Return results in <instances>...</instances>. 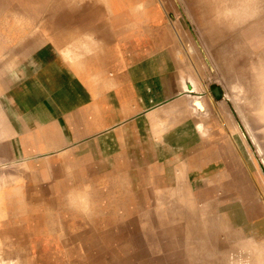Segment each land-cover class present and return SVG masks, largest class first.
I'll list each match as a JSON object with an SVG mask.
<instances>
[{"label":"rangeland","instance_id":"374dc122","mask_svg":"<svg viewBox=\"0 0 264 264\" xmlns=\"http://www.w3.org/2000/svg\"><path fill=\"white\" fill-rule=\"evenodd\" d=\"M91 1L0 0V133L7 134L0 135V231L15 234L29 264H264V78L251 81L264 75V0H237V8L235 0H142L143 12L133 3L111 12ZM9 10L43 18L34 49L20 47L31 30L23 32ZM60 16L89 21L107 48L99 57L83 50L75 66L67 58L90 91L68 113L23 78L27 60L46 47L41 41L58 48L52 31ZM186 67L198 75H181ZM33 95L47 104V117L34 125L18 109L42 106ZM6 117L20 122L16 137L37 134L17 139L23 153L16 157ZM210 223L229 227L215 231ZM255 248L262 251L256 260Z\"/></svg>","mask_w":264,"mask_h":264},{"label":"bare ground","instance_id":"6f19581e","mask_svg":"<svg viewBox=\"0 0 264 264\" xmlns=\"http://www.w3.org/2000/svg\"><path fill=\"white\" fill-rule=\"evenodd\" d=\"M50 1V0H49ZM73 1V0H72ZM167 1V0H166ZM181 1H183V0H181ZM81 2V1H80ZM87 2H88V0H87ZM91 2H93V4H94V7H102L103 5H106V7L107 8H110L109 9V11H111V12H114V11H116L117 9H120V8H122V9H125V8H127V6H131L130 4L131 3H133V8H136V9H138V10H141L142 11V9H143V2H142V0H134L133 2H130V0H92ZM162 2V1H161ZM163 2H165V0H163ZM82 3V2H81ZM90 2H88V4H89ZM17 4H18V2H17ZM55 4H56V2H55ZM87 4V5H88ZM92 4V3H91ZM121 4V5H120ZM42 5H44V4H42ZM72 5V4H71ZM118 7H117V6ZM52 6H55V5H52ZM73 6V5H72ZM92 6V5H91ZM89 7H90V5H89ZM93 7V8H94ZM70 8V7H69ZM15 9V8H14ZM45 9H42L41 10V12L42 11H44ZM47 10H49V8H47ZM127 10L129 11V9L127 8ZM133 10H135V9H133ZM9 11H11L10 12V14H8L9 16H11L12 18H13V20H14V23L15 22H17L19 25H20V27H21V30L23 31V32H25V31H29V30H31V31H29L28 33L27 32H25V34H26V36H27V38L25 37V41H23L22 42V44H21V46L20 47H22V48H25V50L27 49H29V48H33L34 49V47H29L28 48V46H30V43H32V39H34V37H36L35 35L36 34H39L40 32L43 34V32L45 33V26H44V21H43V18H41V19H39V20H36V18H35V16L32 14V13H29V11H26V12H19V11H14V10H9ZM119 11V10H118ZM140 11V12H141ZM139 12V11H138ZM143 12V11H142ZM13 13H14V15H13ZM75 13H77L78 14V12H76L75 11ZM2 14V9H0V15ZM143 14V13H142ZM42 15V14H41ZM59 15V14H58ZM57 15V16H58ZM75 15V14H74ZM142 17H143V15H142ZM60 18H63L62 16H60ZM60 18L57 20H55V19H53V21L55 20L56 21V23H55V21H54V23H55V26L53 27V33H55V34H57L56 36H57V38H59L58 39V42L59 43H57V46H58V51L60 52L61 51V53L63 54V56L67 59H70V60H72L73 61V64H74V66H75V64H77L78 62H80L79 61V59H80V57H83L86 53L84 52V51H88V49L90 50H93V52H95L94 54H96L98 57L103 53V51H105L104 49H107L106 48V46H105V44H104V42H103V39H95L94 40V38H93V34H95L96 32H97V27L95 28V27H91V26H89V21H85V23H81V24H84L83 26L82 25H75V24H72V23H68L69 21L67 20V21H65L66 19L65 18H63L62 20H60ZM144 18H145V16H144ZM147 18V17H146ZM147 20V19H146ZM150 21V20H149ZM38 22V23H37ZM36 24H37V26H36ZM78 24V23H77ZM163 25V24H162ZM12 26H14V25H12ZM141 26H142V24H141ZM19 27V28H20ZM13 28V27H12ZM38 29V31H37V29ZM159 28V27H158ZM35 30V31H32V30ZM156 29V28H155ZM160 29V28H159ZM17 30V29H16ZM166 30V29H165ZM36 31L38 32V33H36ZM20 32V31H19ZM134 32H136V31H134ZM158 33V32H157ZM148 34V33H147ZM50 35H52L51 33H50ZM151 35V34H150ZM1 37V36H0ZM136 37V36H135ZM156 37V36H155ZM162 37V36H161ZM163 37H164V35H163ZM21 38V37H20ZM125 39V38H124ZM4 40V39H3ZM158 40V39H157ZM17 41V40H16ZM118 41V40H117ZM132 41V40H131ZM156 41V40H155ZM162 41V40H161ZM43 42L44 43H42V41H41V46L42 45H46L47 46V42H45V39L43 40ZM157 44V43H156ZM163 44V43H162ZM84 46H86V47H84ZM84 47V48H83ZM142 47V46H141ZM169 47V46H168ZM40 48H42L43 49V46L42 47H38L33 53V56H30V58H29V61L27 60V63L30 65V66H33V63L35 62V54L36 53H38V52H40ZM121 49V48H120ZM141 49V48H140ZM19 50H21V49H19ZM19 50H17V52L19 51ZM24 50V51H25ZM84 50V51H83ZM170 50V49H169ZM122 52V51H121ZM2 53V52H1ZM24 53V52H23ZM127 53V52H126ZM21 54V53H20ZM92 54V53H91ZM141 55V54H140ZM21 56V55H20ZM146 57V56H145ZM171 57V56H170ZM124 60V59H123ZM126 61V60H125ZM69 62V61H68ZM125 63V62H124ZM127 63V62H126ZM129 63V62H128ZM27 64V65H28ZM43 65V64H42ZM70 65L72 66V64L70 63ZM73 66V67H74ZM177 66V65H176ZM32 68H34V67H32ZM35 70V69H34ZM179 70V69H178ZM27 71H29V68L27 67ZM106 71H108L107 69H106ZM181 71H183L182 73H189V70H188V68L186 67L185 69H181ZM103 74V69H100V68H98L97 69V71L96 72H94L95 73V75H96V80H98V83H99V80H100V75H101V73ZM168 74V73H167ZM23 78H25V79H29V72L27 73V75L26 76H23ZM168 79H169V77H167ZM146 80V79H145ZM169 81V80H168ZM25 82H27V83H29V86H30V84H31V82L30 81H28V80H26ZM145 82V81H144ZM167 82V81H166ZM98 83H97V85H98ZM14 84V83H13ZM9 85H11V84H9ZM99 86V85H98ZM167 86L169 87V85L167 84ZM3 87V86H2ZM12 87V86H11ZM102 87V86H101ZM137 87H138V85H137ZM56 89V88H55ZM53 90V92H55L56 91V97L57 98H60V95H61V97L63 98H61L62 99V101H61V103L62 104H64L65 106H67V103H68V99L70 98V97H72V96H70L69 95V91H67L68 90V88L66 87V88H62L61 89V92H60V90L59 91H57V89L56 90ZM99 89V88H98ZM97 89V90H98ZM138 89H139V87H138ZM95 90H96V88H95ZM100 90H98L97 92H99ZM96 92V93H97ZM36 95H39L38 93H36ZM36 95H33L34 96V98H37L36 99V101H38V102H40V103H42L41 105L42 106H37V107H34V108H32L29 112L28 111H26L25 112V110H24V108H18L19 110H20V112H25V113H21V115L23 116L22 118H24V119H26V121L28 122V121H30V122H28L29 124H31V122H32V124L34 125V124H36L38 121H40L41 119H43L44 117H47V115H45L46 114V112H45V108H44V104L45 105H47V104H49V105H51L50 103H48L47 101H46V103L43 101V100H41V99H39V97H37ZM28 97H30V96H28ZM10 102V101H9ZM32 103L34 102V99L31 101ZM2 103H5V102H2ZM14 103L16 104V102H15V100H14ZM13 102H12V104H13V106L15 107V109H16V111L18 110L17 109V104L15 105ZM39 103V104H40ZM19 104V103H18ZM5 108L2 106V107H0V112L1 113H3L2 111H5L4 110ZM170 110V109H169ZM39 112H42V116L40 115V114H38ZM32 113H36V115H30V114H32ZM18 115V114H17ZM199 116V115H198ZM8 118V119H7ZM15 118H18V117H15ZM6 119L7 120H9L8 121V127L7 128H9L10 129V131L8 130V134L10 135L11 134V136H13L12 137V139H11V143H12V145H13V149L11 150L12 152H13V157H16L17 155H19V154H21V153H23V149L21 148V146H20V142H17V139H19V137L21 136V135H24V138L26 139L27 138V136L26 135H37L36 133H29V132H27L26 134H24V133H21L20 135H19V137H16V136H18V132H15V130L17 129V127L16 126H18L19 125V123L20 122H17L16 124L14 123V121L13 120H11L9 117H6ZM17 120V119H16ZM200 120H203L204 121V119L202 118V119H200ZM202 121V122H203ZM0 123H1V120H0ZM5 124H6V122H4ZM200 123V122H199ZM198 123V124H199ZM205 123V122H204ZM203 123V124H204ZM201 124V123H200ZM25 126V125H24ZM31 126V125H30ZM198 126H200V128L199 129H205V127L204 128H202V125H198ZM197 127V126H196ZM210 127V126H209ZM4 128H6V127H4ZM4 128H3V130H4ZM7 128H6V130H7ZM26 128V127H25ZM206 128H208V127H206ZM12 129H14V131H12ZM198 129V128H197ZM209 129V128H208ZM207 129V130H208ZM13 133H12V132ZM205 131V130H204ZM204 131H201L200 133H202V132H204ZM199 132V131H198ZM208 132H209V130H208ZM208 132H204V133H208ZM2 133V132H1ZM0 133V135L2 136H4L5 135V132L3 131V134H1ZM204 133H202V134H204ZM40 134V133H39ZM42 134V133H41ZM197 134V133H196ZM209 134H210V132H209ZM212 135V134H211ZM2 136V137H3ZM6 136H7V134H6ZM6 136H4V137H6ZM10 136V137H11ZM194 136H196V135H194ZM253 136V135H252ZM251 136V137H252ZM3 137V138H4ZM3 138H1L0 137V140L1 139H3ZM253 138V137H252ZM166 139V138H165ZM254 139V138H253ZM195 140V139H194ZM257 140V139H256ZM255 140V141H256ZM254 141V140H253ZM46 140H44L43 142H42V147L41 148H43V149H40V150H45V147H47L46 146ZM56 142V141H55ZM55 142H53V143H51V145L52 144H54ZM191 142V141H190ZM199 142H201V141H199ZM57 143V142H56ZM55 143V144H56ZM59 143V142H58ZM187 143V142H186ZM255 143H257V141L255 142ZM55 144H54V147H55ZM60 144V143H59ZM181 144V143H180ZM189 144V143H188ZM57 145V144H56ZM187 145V144H186ZM30 146L31 145H29V148H30ZM53 146V145H52ZM183 146V145H182ZM257 147H258V145H256ZM53 147V148H54ZM259 148V147H258ZM61 149V148H60ZM260 149V148H259ZM56 150V149H55ZM58 150V149H57ZM219 150V149H218ZM220 151V150H219ZM226 152H227V149L225 150ZM263 151V150H262ZM220 153V152H219ZM264 154V153H263ZM264 156V155H263ZM0 158L2 159V157L0 156ZM12 158V157H11ZM26 159V158H25ZM5 160H7V159H5ZM2 161V160H1ZM6 162V161H5ZM1 163V162H0ZM7 163V162H6ZM12 166L13 165H17L16 164V161H15V159H12V160H10V162H9ZM8 164V163H7ZM26 168L27 169V171H28V166L27 165H23V166H21V168H18L19 170H24V172H26V169H23V168ZM207 169V168H206ZM11 170V169H10ZM12 172H15L14 170L12 171ZM11 172V174L9 175L7 172H5V174H7V176L9 177V176H11L12 174L14 175H17L16 173H12ZM30 173H31V171H30ZM33 173H37L36 171H33ZM21 174V173H20ZM27 174L29 175V173L27 172ZM26 174V176H28ZM12 177H14V176H11V178ZM2 177H1V171H0V198H2V193H3V191H5V188L3 187L4 185H5V182H2ZM6 179H9V178H6ZM4 180H5V178H4ZM91 181V180H90ZM31 182V181H30ZM92 182V181H91ZM230 184V183H229ZM34 185V184H33ZM226 185V184H225ZM87 186V185H86ZM230 186V185H229ZM88 188V187H87ZM227 188V187H226ZM17 191V190H16ZM76 192V191H75ZM83 190H78V196H79V198L80 197H82V198H84L85 199V195L83 194ZM71 194V193H70ZM179 194V193H178ZM181 194V193H180ZM160 196H161V198H162V196H163V198H164V195H161V194H159ZM72 196V195H71ZM159 196V197H160ZM73 197V196H72ZM87 198V197H86ZM160 198V199H161ZM177 198H178V196H177ZM185 198V197H184ZM73 199V201L76 199H74V198H72ZM72 199H71V201H72ZM81 199V198H80ZM165 199V198H164ZM179 199V198H178ZM181 199V198H180ZM193 199V198H192ZM201 199V198H200ZM162 200V199H161ZM170 200H171V198H170ZM22 201H23V199H22ZM72 201V202H73ZM172 201V200H171ZM185 201H186V198H185ZM88 202V201H87ZM161 202V201H160ZM1 203H2V199H0V205H1ZM82 203V202H81ZM86 203V202H85ZM174 203H175V200H174ZM203 203H204V201H203ZM173 204V203H172ZM176 204V203H175ZM205 204V203H204ZM179 205H181V204H179ZM183 205V204H182ZM52 206V205H51ZM173 206H174V204H173ZM204 206H206V204L204 205ZM177 207V206H176ZM179 207V206H178ZM51 208V207H50ZM181 208L183 209L184 207H182L181 206ZM187 208V207H186ZM207 209V206L206 207H203V209ZM209 208V207H208ZM24 209V208H23ZM188 209V208H187ZM184 210V209H183ZM209 210V209H208ZM208 210H205L206 211V213H207V211ZM211 210V209H210ZM200 211H202V210H200ZM203 212V211H202ZM210 212V211H209ZM2 213H4L3 212V209H0V215L2 214ZM88 213H89V211H88ZM190 213V212H189ZM188 213V214H189ZM205 213V212H204ZM203 213V214H204ZM187 215V214H186ZM185 215V216H186ZM189 215H192V214H189ZM204 215H206V214H204ZM182 216V215H181ZM212 218H211V220L212 219H214L215 217V215L214 216H212V215H210ZM209 216V217H210ZM166 217V216H165ZM175 217V216H174ZM214 217V218H213ZM217 218V217H216ZM210 219V218H209ZM3 220V219H2ZM211 220L209 221V222H211ZM222 220H223V218H222ZM163 221V220H162ZM185 221V220H184ZM214 221H215V219H214ZM214 221H212V222H214ZM205 222H206V220H205ZM216 222H217V219H216ZM207 223H208V221H207ZM205 224V223H204ZM222 224V223H221ZM220 224V225H221ZM186 225H187V223H186ZM202 225V224H201ZM210 225H212V226H209V227H211V228H214V225L212 224V223H210ZM217 224H215V226H216ZM219 225V227L220 228H222V229H219V227H217L218 229H212V230H215V231H218V230H222V232H223V228H225V225H223V227L222 226H220ZM218 226V225H217ZM227 227H229V225H226ZM202 227H203V225H202ZM226 227V228H227ZM225 228V229H226ZM178 231V230H177ZM179 232H181V231H179ZM236 233V232H235ZM234 233V234H235ZM11 233H5V231L4 230H2V231H0V264H29V261H28V259H27V257L26 256H24V254L22 253V251H21V249L17 246V244L15 243V241H14V235H11V236H9ZM195 234V236H194V238L196 237L197 238V234L196 233H194ZM189 236H190V233H189ZM200 237H202V236H199V238ZM231 237V236H230ZM198 238V239H199ZM231 239V238H230ZM235 239H237V238H235ZM238 239H240V238H238ZM241 239H245L246 240V238H243V237H241ZM178 241H180V240H178ZM190 241V240H189ZM188 242V241H187ZM191 243H192V241H191ZM192 245V244H191ZM188 246V245H187ZM193 246V245H192ZM25 248L27 247L26 245L24 246ZM191 248V247H190ZM198 248V247H197ZM192 249V248H191ZM199 249V248H198ZM25 250V249H24ZM193 250V249H192ZM191 250V251H192ZM187 252H188V250H187ZM191 254V253H190ZM199 254V253H198ZM252 255L254 256V259L256 260V258L257 257H261L262 256V251L260 252V250H259V248H255L254 249V251H253V253H252ZM252 258V257H251ZM254 261V260H253Z\"/></svg>","mask_w":264,"mask_h":264},{"label":"crops","instance_id":"0c3cea01","mask_svg":"<svg viewBox=\"0 0 264 264\" xmlns=\"http://www.w3.org/2000/svg\"><path fill=\"white\" fill-rule=\"evenodd\" d=\"M232 2L235 4L236 8L239 7L240 1L238 2L237 0H235ZM41 50L42 51L40 53H36L34 55L35 62L33 63V66H31L34 68H31V72L29 74V77L30 79H32L35 87H38V89L40 90V95H42L45 101L53 105L58 112L68 113L80 110L84 103L88 100H85L83 98L85 96L90 97V91H88V93H86L85 95V91L82 88V84L79 83L80 80L75 68L70 65L68 60L63 56L61 52L58 51V49L55 48L54 45L51 44L46 47L43 46V49ZM187 68L189 70V73L187 74L188 77H194L198 75V72L196 70L190 67ZM182 72L180 71L181 75L183 74ZM260 78H264L263 73L258 75L256 74L255 76H253L251 81L255 83V81H259ZM145 79L147 80L146 77L140 76L139 80H137V84L139 87V94L141 95L142 92L143 96L146 97V95H148V85L146 84L147 82ZM150 82L151 84H153V80H151ZM182 83L184 87L189 86L188 83L183 79V77ZM77 84H80V87ZM66 87L68 88L67 91H69V95L72 96L68 99L67 106L61 103L63 99L61 95L60 98H57L56 91L53 92L55 88L57 89V91L60 90L61 92V89ZM255 87L256 86H254L253 88ZM253 90L255 91L256 89ZM140 95L139 102L144 103ZM262 101L264 104V95L262 96ZM195 106L200 107L201 104L196 102ZM251 119L253 120V117H251Z\"/></svg>","mask_w":264,"mask_h":264},{"label":"water","instance_id":"95a60500","mask_svg":"<svg viewBox=\"0 0 264 264\" xmlns=\"http://www.w3.org/2000/svg\"><path fill=\"white\" fill-rule=\"evenodd\" d=\"M213 91H214V93H215L216 95H218V94L220 93V89H219L218 87H215V88L213 89Z\"/></svg>","mask_w":264,"mask_h":264}]
</instances>
